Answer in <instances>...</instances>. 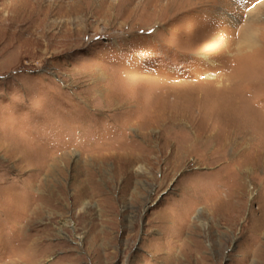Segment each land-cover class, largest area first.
<instances>
[{"label": "rangeland", "instance_id": "obj_1", "mask_svg": "<svg viewBox=\"0 0 264 264\" xmlns=\"http://www.w3.org/2000/svg\"><path fill=\"white\" fill-rule=\"evenodd\" d=\"M263 76L264 0H0V264H264Z\"/></svg>", "mask_w": 264, "mask_h": 264}, {"label": "bare ground", "instance_id": "obj_2", "mask_svg": "<svg viewBox=\"0 0 264 264\" xmlns=\"http://www.w3.org/2000/svg\"><path fill=\"white\" fill-rule=\"evenodd\" d=\"M250 32V31H249ZM257 33H251L250 37L242 42H240V44H237L238 45V52H242L243 48H247L249 50H253L254 47H257L258 46V41H257ZM262 40V39H261ZM260 45V44H259ZM236 49V50H237ZM258 50V49H257ZM257 52V51H256ZM242 72V71H241ZM240 75V74H239ZM248 75V74H247ZM264 77V76H263ZM231 78V77H230ZM212 80H215V78H211ZM227 80V79H226ZM222 82H224V80H221ZM229 81V80H228Z\"/></svg>", "mask_w": 264, "mask_h": 264}]
</instances>
